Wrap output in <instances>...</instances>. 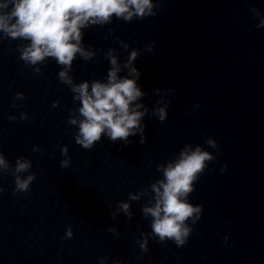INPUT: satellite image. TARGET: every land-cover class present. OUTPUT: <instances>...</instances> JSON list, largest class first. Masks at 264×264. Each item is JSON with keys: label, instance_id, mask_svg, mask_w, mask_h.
Listing matches in <instances>:
<instances>
[{"label": "water", "instance_id": "95a60500", "mask_svg": "<svg viewBox=\"0 0 264 264\" xmlns=\"http://www.w3.org/2000/svg\"><path fill=\"white\" fill-rule=\"evenodd\" d=\"M252 8L264 14V0H161L155 17H114L82 30L85 48L98 54L90 61L77 56L75 83L106 82L108 49L123 65L132 50L155 41L134 61L145 93L138 103L148 109L144 144L139 135L128 145L107 136L91 150L76 144L78 126L68 117L80 105L58 79L61 66L47 58L36 74L19 59L18 46L28 41L0 39V151L13 168L18 157L30 160L36 176L28 192L13 195L14 177L0 174V264H100L105 256L104 264H264V28ZM17 92L23 100L14 101ZM162 98L170 101L163 122L152 115ZM185 144L216 157L188 198L203 206L202 217L189 221L193 231L183 247L150 237L144 253L138 240L151 232V218L141 211L149 197L129 201L128 193L162 178L157 166ZM63 146L67 169L60 167ZM119 201L130 203L131 220L122 212L112 219ZM69 226L73 237L64 239Z\"/></svg>", "mask_w": 264, "mask_h": 264}, {"label": "clouds", "instance_id": "9594fccd", "mask_svg": "<svg viewBox=\"0 0 264 264\" xmlns=\"http://www.w3.org/2000/svg\"><path fill=\"white\" fill-rule=\"evenodd\" d=\"M161 0H0V39L24 40L28 43L18 46L19 59L26 65L33 67L36 74H41V68L47 58H52L61 66L58 72L60 82L69 87L73 99L79 101V107L71 112L68 124L78 126L74 133L75 143L86 150H91L102 136H107L111 142L122 141L124 145L131 143L129 137L140 136L139 143H146L145 125L142 120L148 109L138 103L145 93L138 86L137 81L141 73L134 66V61L142 52H152L155 41L142 50H132L127 60L121 65L115 49H108L104 57L110 63L106 82L100 80L82 81L75 83L72 75V65L77 56L85 61L93 60L98 52L85 48L83 44L84 29L91 26L111 24L113 18L131 22L134 19L143 20L155 17L160 9ZM254 19L259 18L257 27L264 28V14L252 8ZM112 32V29H109ZM117 40L119 38L117 37ZM126 51L129 45L120 41ZM127 69V74L121 77L119 73ZM159 89L155 92L158 94ZM172 89L168 90L170 94ZM24 94L17 92L15 100H23ZM59 101L53 102V107ZM170 101H158L162 106L154 107L152 115L159 121L167 119V109ZM15 108L17 105L12 104ZM200 107V105H196ZM143 108V111L140 109ZM195 111V108L193 109ZM16 116H9V120H16ZM20 120L28 119L27 113H21ZM206 144L218 149L217 142L208 138ZM39 152L38 146L33 147ZM61 155L67 157L60 161V167H70L71 158L68 157V147L60 148ZM216 157L200 145L195 147L185 144L174 160L157 166L162 178L152 182L148 188L135 193H128L129 201H139L148 196V203L142 207L145 219L151 218V232L141 233L138 245L142 252H148L149 238H156L159 242L172 241L177 248L183 247L193 231L189 224H196L202 217L203 206L194 205L189 196L195 191V185L204 174L208 163ZM32 162L24 157H18L15 167H11L8 160L0 151V174L11 173L14 177L16 193L28 192L30 185L36 179L31 173ZM227 171V164L221 167V172ZM22 173H29L22 177ZM3 192V188H0ZM124 213L129 220L133 213L130 203L119 201L116 211L112 213L115 220L119 213ZM110 233L117 229L111 227ZM73 232L68 227L64 239H71ZM225 245L228 237H224ZM108 259L101 258L100 264ZM113 264H119L114 261Z\"/></svg>", "mask_w": 264, "mask_h": 264}]
</instances>
